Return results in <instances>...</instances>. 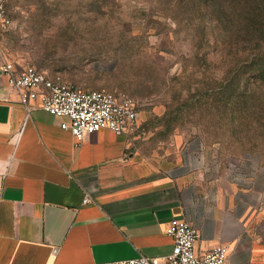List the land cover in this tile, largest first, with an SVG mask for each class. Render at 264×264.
I'll use <instances>...</instances> for the list:
<instances>
[{
  "label": "rangeland",
  "instance_id": "1",
  "mask_svg": "<svg viewBox=\"0 0 264 264\" xmlns=\"http://www.w3.org/2000/svg\"><path fill=\"white\" fill-rule=\"evenodd\" d=\"M6 59L82 91L127 94L155 174L264 169V0H7Z\"/></svg>",
  "mask_w": 264,
  "mask_h": 264
},
{
  "label": "crops",
  "instance_id": "2",
  "mask_svg": "<svg viewBox=\"0 0 264 264\" xmlns=\"http://www.w3.org/2000/svg\"><path fill=\"white\" fill-rule=\"evenodd\" d=\"M64 121L28 111L0 70V264L164 257L174 249L166 228L175 218L197 228L198 254L225 244L226 264H264V169L256 156L228 174L208 177L195 162L155 174L134 152L131 133L102 129L78 144Z\"/></svg>",
  "mask_w": 264,
  "mask_h": 264
},
{
  "label": "built area",
  "instance_id": "3",
  "mask_svg": "<svg viewBox=\"0 0 264 264\" xmlns=\"http://www.w3.org/2000/svg\"><path fill=\"white\" fill-rule=\"evenodd\" d=\"M7 0H0V40L12 27L7 12ZM7 77L10 88L20 94L21 104L28 110L41 108L65 121L61 127L70 130L77 143L102 129L116 134L132 133L139 119L135 101L127 94H114L100 90L82 91L55 82L35 66L18 67L4 62L0 68ZM91 201L87 195L85 203ZM166 233L174 240V249L164 257L143 254L119 264H226L229 246L220 244L203 255L196 252L198 230L188 221L173 219Z\"/></svg>",
  "mask_w": 264,
  "mask_h": 264
}]
</instances>
